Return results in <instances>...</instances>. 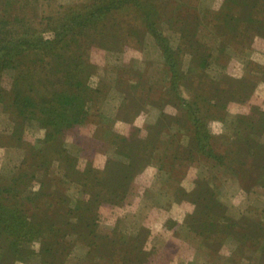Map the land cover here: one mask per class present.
<instances>
[{
  "label": "trees",
  "instance_id": "obj_1",
  "mask_svg": "<svg viewBox=\"0 0 264 264\" xmlns=\"http://www.w3.org/2000/svg\"><path fill=\"white\" fill-rule=\"evenodd\" d=\"M50 1L0 0V103L15 120L8 141H13L16 146L24 145L26 149L22 166L13 179L0 177V264H14L25 249L23 242L35 241L47 231L52 236L45 244L48 245L45 253L48 252V257L54 255L47 264H61L71 245L66 235L72 233L89 241L91 256L99 254L113 258L119 255L120 264H144L152 251L160 250H146L141 236H125L120 230L116 235L102 234L99 226L103 206L126 204L133 182L157 157L161 159V166L170 172V177L181 183L186 173L183 165L197 163L205 157L217 172L225 171L236 177L244 189L252 190L257 186L264 189V141L261 139L264 108L254 106L251 112L237 114L235 135L224 150L217 149L210 128L212 119L226 118L231 103L247 102L260 82L227 75L212 97L196 92L191 99L180 93L183 79L192 72L201 73L203 69V75H206L204 68L208 54H198V49L190 48L187 43L191 39L188 36L194 37L195 32L198 33L197 27L202 20L199 16L188 21V26H180L182 43L177 48L162 31V17L170 0H85L71 5L56 4L51 10L45 5L42 8L41 3ZM241 1L225 0L221 9L206 10L205 17L215 14V31L224 43L225 35L232 32L237 33L235 36L245 45L253 42L257 35L264 37V0ZM148 32L160 45L170 75L169 86L151 85L153 95L162 94L160 102L153 101L162 108L172 103L179 113L169 117L164 112L155 123L148 124L145 136L137 137L144 130L142 128H135L131 134L113 131L111 139L121 143L116 149L124 158L109 156L105 167L100 168L97 166L99 155L95 154L97 149L92 150V147L99 146L101 139L87 136L80 140L75 136L74 141L83 145L80 157L68 150L65 141L69 134L74 135L71 132L76 127L87 123L90 106L103 91L102 82L98 85V80L93 79L97 64L92 59V51L99 47L117 49L132 41L140 44ZM186 52L195 57L189 68L184 66ZM120 70L116 84L133 86L125 74L128 69ZM6 74L12 78L10 88L2 84ZM140 85L139 82L133 87ZM29 118L37 119L44 131L36 142L27 140ZM169 120L187 125L190 140L187 145L181 144L176 134H172L166 149L161 152V137L170 131ZM182 159L190 162L186 164ZM80 160L86 162L84 168L79 166ZM54 161L64 169L66 177L80 183L81 194L75 199L66 191L56 196L46 190L49 185L46 181H40L37 196L27 198L32 209V216H27L17 204L21 182L37 180L36 175L42 169L48 179ZM180 167L184 169L180 170ZM213 178L212 182L207 177L198 178L195 190L190 192L181 186L179 192L180 201L190 200L196 205V210L188 214L185 222L192 233L203 237L202 243L207 246V237L222 231L215 229L223 223L221 219L231 220L226 216L218 217L216 221V207L221 204L216 200L214 185L219 176ZM55 179L57 182L64 180L55 174L49 178L50 185ZM227 225L233 229V234L227 231L221 236L222 241L228 236H237L240 249L249 242L257 243L252 225L255 230H260L259 234L264 233V220L251 217L227 221ZM261 252L264 259V246ZM261 261L257 264H263Z\"/></svg>",
  "mask_w": 264,
  "mask_h": 264
},
{
  "label": "rangeland",
  "instance_id": "obj_2",
  "mask_svg": "<svg viewBox=\"0 0 264 264\" xmlns=\"http://www.w3.org/2000/svg\"><path fill=\"white\" fill-rule=\"evenodd\" d=\"M84 1L52 0L49 3L43 2L41 4L42 8L45 5L51 10L56 4L71 5ZM224 1L170 0L166 7V14L162 17V31L169 38L170 43L177 48L182 43L180 26H188L187 22L193 21L197 16L202 19L197 27L198 33L195 32L194 37L188 36L191 39L188 38L189 41H187L188 39L186 41L190 48L198 49L200 52L198 54H208L204 68L206 75H203V69H201V73L192 72L191 75L184 78L180 90L184 96L192 99L196 92H200L201 96L209 95L212 97L217 92L215 89L224 84L227 75L236 79L247 77L260 82L247 102L244 104L238 101L233 102L230 104L232 106L229 107L225 119L211 120L210 128L215 136L214 143L218 150L226 149L229 140L234 137L238 113L241 111L251 112L254 106L264 108V82H261L264 77V69H262L264 68V37L257 35L253 42L248 40L251 43L245 45L235 36L237 33L232 32L225 35L224 43L215 31L217 19L215 14L205 17L206 10L221 9ZM241 2L244 3L245 0ZM178 18L179 20H177ZM185 54L184 66L189 68L193 65L192 61L195 57L190 52ZM92 59L97 64V72L93 79L98 80L96 83L98 85L102 82L103 91L98 99L92 102L87 123L84 126L76 127L71 132L74 135L69 134L65 141L68 150L80 157L83 153V145L74 141L75 136L80 140H85L87 136H96L97 139H101L102 143H99V146H93L92 150L97 149L95 154L99 155L98 160L100 161L97 162V166L104 168L109 156L116 159L124 158L116 149L118 144L121 146V143L111 139L113 131L131 134L135 128H142L144 130L137 134V137L145 136V129H147L148 124L155 123L164 112L169 117L170 115H177L179 109L172 103L162 108L153 101L160 102L162 94L153 95V91L150 92L151 85L154 87L169 86L170 81L165 57L153 34L146 33L140 44L132 41V43L117 49L96 48L92 51ZM121 68L128 69L129 72L125 74L133 82V86L139 82L142 85L139 88L123 83L118 86L116 78L119 71L121 72ZM2 84L7 88L11 87L12 78L10 74L4 75ZM188 85L194 87L187 88ZM10 116L4 111L3 105L0 103V177L13 179V176L22 166L26 149L24 145L16 146V144L13 145V141H8L7 136L13 131L15 125V120ZM167 122H170V131L164 132L161 137L162 140L160 139L161 152L166 149L172 134H176L181 144L187 145L190 140L187 125L180 124L176 120ZM26 130L27 140L30 142H36L37 138L44 134L38 120L33 118L27 120ZM261 139L264 141V132ZM157 159H152L145 171L140 173L136 181L133 182L132 191L126 204L119 206L109 203L103 206L99 226V231L102 234L116 235V231L120 230L125 236L126 234L128 236L138 235L145 240L146 250L151 251L158 248L162 251V253L152 251L148 261L144 264H257L261 260L264 264V259L261 258L264 233L263 235L259 234L260 230H255L253 225L251 227L254 230L251 231H254V235L257 236L255 245L249 242L247 246L240 249L237 236L227 235L226 240L222 241L221 239V236H225L227 231L233 234V229L227 225V221L235 222L240 218L246 220L250 217L256 220H264L263 187L257 186L252 190L244 189L240 181L230 173L217 172L213 169L205 157H202L197 163L183 165L187 170L185 169V178L181 183L171 178L170 172L161 166V159L158 157ZM182 161L186 164L190 162L189 159L185 161L182 159ZM85 165L86 162L80 160L79 166L84 168ZM26 168L31 171L30 167ZM184 168L180 167V170ZM45 173L44 169L39 170L36 175L37 180L31 179L29 182H21L22 189L21 193L17 194V204L27 216H32V209L29 207L30 202L27 198L37 196V190L41 186L40 181H46V184H49L46 190L56 196L66 191L72 199H75L81 194L80 188L82 186L80 183L66 177L64 169L57 162L54 166L52 165L49 171L51 177L49 176V178L55 177L56 174L63 177L64 180L58 182L56 179L55 182L52 180L50 185V180L47 179ZM215 175H218L219 179L217 184H213L214 194L216 200L221 204L216 207L218 210L216 221L218 217L226 216L231 220L221 219L223 223L220 227L217 225L215 229L222 231L218 230L219 233H211L210 238L207 237L206 240L209 243L207 246L202 243L203 237L192 233L185 222L188 214L196 210V205L190 200L183 199L180 201L179 192L181 186L191 192L197 187L196 180L198 178L207 177L208 180L213 181ZM142 182L146 184L143 185ZM141 190L142 193L140 194ZM244 222L243 224H245ZM222 225L223 227H221ZM51 236L52 233L47 231L35 241L28 243L24 241L22 246L25 249L20 252V258L16 259L14 264H47V260H52L54 257V255L48 257L46 254L48 252L45 253V248L48 246L45 244ZM66 238L71 242V245L70 248H67L61 264H120L122 262L119 255L113 258L99 254L91 256L89 241L81 237L78 238L74 233L67 234ZM134 243L137 242L134 241ZM167 247L169 250L164 253Z\"/></svg>",
  "mask_w": 264,
  "mask_h": 264
}]
</instances>
